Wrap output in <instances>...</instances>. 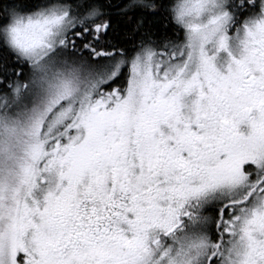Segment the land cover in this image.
I'll return each mask as SVG.
<instances>
[{
  "label": "snow or ice",
  "instance_id": "obj_1",
  "mask_svg": "<svg viewBox=\"0 0 264 264\" xmlns=\"http://www.w3.org/2000/svg\"><path fill=\"white\" fill-rule=\"evenodd\" d=\"M0 264H264V0H0Z\"/></svg>",
  "mask_w": 264,
  "mask_h": 264
}]
</instances>
